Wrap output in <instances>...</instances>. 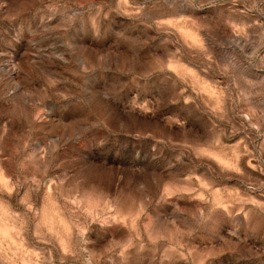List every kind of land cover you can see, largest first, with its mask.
Segmentation results:
<instances>
[{
    "label": "rangeland",
    "instance_id": "rangeland-1",
    "mask_svg": "<svg viewBox=\"0 0 264 264\" xmlns=\"http://www.w3.org/2000/svg\"><path fill=\"white\" fill-rule=\"evenodd\" d=\"M0 264H264V0H0Z\"/></svg>",
    "mask_w": 264,
    "mask_h": 264
}]
</instances>
